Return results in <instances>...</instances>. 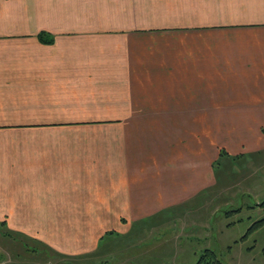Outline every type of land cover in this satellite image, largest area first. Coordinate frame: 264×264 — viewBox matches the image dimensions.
I'll list each match as a JSON object with an SVG mask.
<instances>
[{"label": "crops", "instance_id": "crops-1", "mask_svg": "<svg viewBox=\"0 0 264 264\" xmlns=\"http://www.w3.org/2000/svg\"><path fill=\"white\" fill-rule=\"evenodd\" d=\"M222 148L264 151V0H0V226L212 237Z\"/></svg>", "mask_w": 264, "mask_h": 264}, {"label": "rangeland", "instance_id": "rangeland-1", "mask_svg": "<svg viewBox=\"0 0 264 264\" xmlns=\"http://www.w3.org/2000/svg\"><path fill=\"white\" fill-rule=\"evenodd\" d=\"M216 152L212 147L214 159ZM214 172L212 237L189 232L191 236L185 234L174 239L172 234L179 226H158L156 218H148L133 221L127 231L119 226H108L109 222L105 221L99 230L96 226H55L49 228L51 230L41 227L43 233H47L43 241L46 246L41 247L31 243L40 242L38 237L36 241H28L34 240L25 232L30 227L5 225L0 226V264H195L206 248L214 249L222 264H232L234 257L236 264H264V223L249 231L255 221L264 219V151L248 150L239 157L235 154L218 157ZM254 179L258 180L255 186L259 192L253 189ZM201 211L205 212L204 207ZM96 216L100 217V211L96 210ZM104 217L109 221L111 216L102 211L100 219ZM229 226L233 228L222 233L225 231L222 228ZM93 231L102 233L96 246L89 238H84V233ZM15 241L25 242L27 251L17 255L21 248ZM61 245L66 256L51 250H60ZM195 251L198 255L194 259ZM229 255H233V259Z\"/></svg>", "mask_w": 264, "mask_h": 264}, {"label": "trees", "instance_id": "trees-1", "mask_svg": "<svg viewBox=\"0 0 264 264\" xmlns=\"http://www.w3.org/2000/svg\"><path fill=\"white\" fill-rule=\"evenodd\" d=\"M46 34L45 33H40L39 37L42 40H46L45 39ZM226 153L225 149H221L220 150V155H224ZM262 223H264V219H261L259 221H255L250 227H249V231H252L253 229H255L256 227H258V225H261ZM195 264H222V261L220 259V256L216 253V251L214 249H209L206 248L205 252H203L199 257L198 260L196 261Z\"/></svg>", "mask_w": 264, "mask_h": 264}]
</instances>
